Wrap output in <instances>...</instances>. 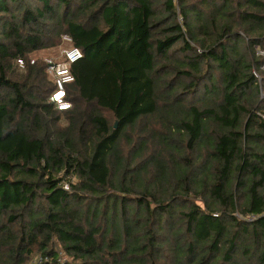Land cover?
I'll use <instances>...</instances> for the list:
<instances>
[{
    "label": "trees",
    "instance_id": "1",
    "mask_svg": "<svg viewBox=\"0 0 264 264\" xmlns=\"http://www.w3.org/2000/svg\"><path fill=\"white\" fill-rule=\"evenodd\" d=\"M258 49L264 0H0V264H264Z\"/></svg>",
    "mask_w": 264,
    "mask_h": 264
},
{
    "label": "built area",
    "instance_id": "2",
    "mask_svg": "<svg viewBox=\"0 0 264 264\" xmlns=\"http://www.w3.org/2000/svg\"><path fill=\"white\" fill-rule=\"evenodd\" d=\"M61 42L64 47L60 51L61 60L55 59L46 60V71L55 84V90L49 96L51 102L56 109L63 111L71 107V103L66 99V86L74 81V75L71 71L73 63L82 58V52L79 48L72 46V39L69 35L64 34L61 37ZM257 53L264 58V49H258ZM33 63V61H31ZM20 67H23V61L17 60ZM264 70V62L262 65ZM260 94L264 97V81L257 75ZM67 189V186H64Z\"/></svg>",
    "mask_w": 264,
    "mask_h": 264
},
{
    "label": "rangeland",
    "instance_id": "3",
    "mask_svg": "<svg viewBox=\"0 0 264 264\" xmlns=\"http://www.w3.org/2000/svg\"><path fill=\"white\" fill-rule=\"evenodd\" d=\"M63 47H64V45L61 42V43L57 44V46H55V47H49V48L42 49V50H40L38 52H35L34 54H32L30 56V58L32 60L39 59V60H43L45 62H46V60H49V59H55L56 61H60L61 58H62L61 55H60V51H61V49ZM15 66H16L17 69H23V67H20L18 65V63H17V65L15 64ZM259 91H260V89H259ZM260 98H263L261 94H260ZM237 216L240 218V215H237ZM246 219H250V218L246 217ZM60 258L62 260H66L67 259V257L65 255H63V254H60Z\"/></svg>",
    "mask_w": 264,
    "mask_h": 264
},
{
    "label": "water",
    "instance_id": "4",
    "mask_svg": "<svg viewBox=\"0 0 264 264\" xmlns=\"http://www.w3.org/2000/svg\"><path fill=\"white\" fill-rule=\"evenodd\" d=\"M116 125V124H115Z\"/></svg>",
    "mask_w": 264,
    "mask_h": 264
}]
</instances>
